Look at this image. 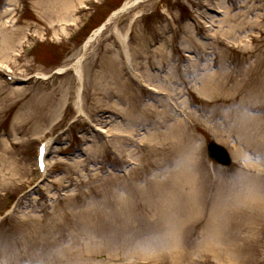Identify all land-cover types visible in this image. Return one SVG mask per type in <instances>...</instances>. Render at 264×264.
<instances>
[{"label":"rangeland","instance_id":"obj_1","mask_svg":"<svg viewBox=\"0 0 264 264\" xmlns=\"http://www.w3.org/2000/svg\"><path fill=\"white\" fill-rule=\"evenodd\" d=\"M6 36L0 264H264V0H0Z\"/></svg>","mask_w":264,"mask_h":264},{"label":"bare ground","instance_id":"obj_2","mask_svg":"<svg viewBox=\"0 0 264 264\" xmlns=\"http://www.w3.org/2000/svg\"><path fill=\"white\" fill-rule=\"evenodd\" d=\"M130 4V1L129 2H126L124 5H123V9H126L127 7ZM115 13V12H114ZM103 29V25L99 26L93 33V35L87 40L86 44H85V47L93 40L94 36H96L101 30ZM15 44V38L14 37H10V36H6L4 38H0V48H1V51L2 52H5L7 53V51L13 47ZM80 62H81V59L78 58L77 61H75L74 65L73 66V70L74 72L76 73V75L78 77L81 76V70H80ZM168 228H172L173 225L172 223H169L167 225ZM176 264V263H175Z\"/></svg>","mask_w":264,"mask_h":264},{"label":"water","instance_id":"obj_3","mask_svg":"<svg viewBox=\"0 0 264 264\" xmlns=\"http://www.w3.org/2000/svg\"><path fill=\"white\" fill-rule=\"evenodd\" d=\"M207 149L209 157L213 158L219 164L224 166L230 164V156L224 147L215 142H210L207 145Z\"/></svg>","mask_w":264,"mask_h":264}]
</instances>
